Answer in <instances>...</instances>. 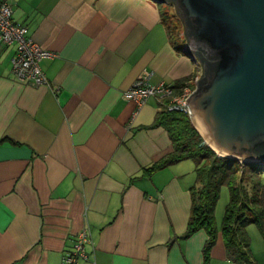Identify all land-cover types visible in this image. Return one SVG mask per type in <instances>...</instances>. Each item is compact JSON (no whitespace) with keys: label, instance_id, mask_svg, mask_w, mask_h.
<instances>
[{"label":"crops","instance_id":"obj_1","mask_svg":"<svg viewBox=\"0 0 264 264\" xmlns=\"http://www.w3.org/2000/svg\"><path fill=\"white\" fill-rule=\"evenodd\" d=\"M10 1L13 19L56 56L40 61L48 83L32 85L0 43V264H65L85 226L88 258L75 264H239L216 211L206 259L207 231L187 232L195 182L182 160L146 171L172 143L151 126L159 103L135 112L124 93L143 74L174 84L197 68L172 41L162 3ZM249 236L252 261L264 264V239Z\"/></svg>","mask_w":264,"mask_h":264},{"label":"water","instance_id":"obj_2","mask_svg":"<svg viewBox=\"0 0 264 264\" xmlns=\"http://www.w3.org/2000/svg\"><path fill=\"white\" fill-rule=\"evenodd\" d=\"M169 3L166 0H153ZM187 51L210 62L186 98L194 128L219 156L264 164V0H172Z\"/></svg>","mask_w":264,"mask_h":264},{"label":"trees","instance_id":"obj_3","mask_svg":"<svg viewBox=\"0 0 264 264\" xmlns=\"http://www.w3.org/2000/svg\"><path fill=\"white\" fill-rule=\"evenodd\" d=\"M166 1L170 3L172 0ZM162 16L164 18V13ZM196 57L201 66L197 81L200 86L205 82L204 75L210 68V62L204 59L201 51L197 52ZM189 78L176 81L173 87L178 91ZM151 126H162L167 131L172 151L147 167L146 171L152 172L167 164L189 158L195 163L196 182L190 187L191 206L187 232L192 233L200 228L207 231L208 238L203 248L204 258H207L208 250L215 241L213 211L218 192L221 186L226 185L229 199L225 205L221 231L228 255L236 263L254 264L249 252L246 226L255 223L264 239V184L261 181L262 171L257 169L262 165L264 167V164L249 163L248 170L242 168L239 176H236L240 162L219 156L204 142L185 113L162 109L156 113Z\"/></svg>","mask_w":264,"mask_h":264},{"label":"built area","instance_id":"obj_4","mask_svg":"<svg viewBox=\"0 0 264 264\" xmlns=\"http://www.w3.org/2000/svg\"><path fill=\"white\" fill-rule=\"evenodd\" d=\"M10 0H0V43L12 46L14 54L11 58V72L21 82L32 85L47 84V78L41 70L40 61L43 58H52L55 53L43 49L27 34V28L15 21L12 17ZM187 53V46L183 48ZM196 64L197 62L193 60ZM198 76L184 82L177 91L171 83L159 82L150 84L148 74L139 76L132 86L124 93L125 98L135 103V112L140 109L148 98H154L162 109L170 112H182L190 117L189 104L186 98L196 89ZM91 244V233L85 226L75 237L71 251L63 256L65 264H75L80 259H87L86 245Z\"/></svg>","mask_w":264,"mask_h":264},{"label":"rangeland","instance_id":"obj_5","mask_svg":"<svg viewBox=\"0 0 264 264\" xmlns=\"http://www.w3.org/2000/svg\"><path fill=\"white\" fill-rule=\"evenodd\" d=\"M161 5H163L164 7V20L165 23L168 27L171 39L173 42H175V44L180 45L182 48H185V46H187L186 43V38H185V34H184V26H183V22L180 18V16L178 15L175 6L172 3H162ZM197 68L195 70V76H200L201 74V66L199 64H196ZM239 161V160H238ZM239 171L237 172L236 176H239L240 171L243 169L248 170L247 168V163H244L242 161H239ZM178 166H180L181 168L184 169L185 177H188L189 182L193 179V183L196 182V176H195V163L192 159H183L181 162L178 163ZM263 166V165H262ZM259 166L257 167L258 170L262 171L261 172V181L264 184V167ZM245 173V172H243ZM245 176L247 175L246 173L244 174ZM188 187V186H187ZM229 199V193H228V188L226 185L221 186V188L219 189L218 192V198L216 200L215 203V207H214V211H216L217 215H220V218L222 219L223 214H224V209H225V205L227 203ZM219 219V218H218ZM250 228H255L257 230V232L260 234V236H262V234L260 233V230L258 228V226L255 223H249L246 226V231L249 236V229ZM263 238V237H262Z\"/></svg>","mask_w":264,"mask_h":264}]
</instances>
